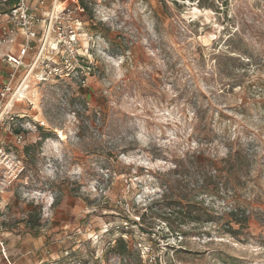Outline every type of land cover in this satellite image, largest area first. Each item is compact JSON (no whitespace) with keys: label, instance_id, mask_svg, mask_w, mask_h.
I'll return each mask as SVG.
<instances>
[{"label":"rangeland","instance_id":"rangeland-1","mask_svg":"<svg viewBox=\"0 0 264 264\" xmlns=\"http://www.w3.org/2000/svg\"><path fill=\"white\" fill-rule=\"evenodd\" d=\"M79 4L86 74L32 76L0 120V240L30 264H264V0Z\"/></svg>","mask_w":264,"mask_h":264},{"label":"built area","instance_id":"built-area-1","mask_svg":"<svg viewBox=\"0 0 264 264\" xmlns=\"http://www.w3.org/2000/svg\"><path fill=\"white\" fill-rule=\"evenodd\" d=\"M11 0H2L9 3ZM8 9L0 10V48H11L19 35L24 45L19 56L1 55L5 62L12 64L14 71L10 79L0 89V120H14L11 113L15 103L27 90L30 78L41 81L52 77H65L73 74H86V59L78 48L82 22L79 16L84 8L79 0H70L71 6H63L60 0H14ZM50 5L49 10L46 9ZM74 14H76L74 16ZM44 24L41 43L38 49L34 41L38 38V26ZM35 53L23 79L16 83V75L23 66L24 58ZM19 140L22 136H18ZM1 250L7 254L4 240H0Z\"/></svg>","mask_w":264,"mask_h":264},{"label":"crops","instance_id":"crops-1","mask_svg":"<svg viewBox=\"0 0 264 264\" xmlns=\"http://www.w3.org/2000/svg\"><path fill=\"white\" fill-rule=\"evenodd\" d=\"M36 1L37 0H33V3L35 4ZM14 3H15L14 0H11L9 3H2V0H0V10L8 9ZM49 8H50V5H48L46 9L49 10ZM0 27H1V25H0ZM44 27H45L44 24H41L38 26L39 35H38V38L34 41V44L36 45L37 49L41 43L40 39H41ZM23 45H24V39L21 35H19L18 38L16 39L14 45L11 48H9V47L0 48V89L5 83H7L9 81L10 74L14 71V67L12 66V64L5 62L2 59L1 55L9 53L13 56H19L20 50L23 47ZM34 56H35V53H30L29 55H27L24 58L23 66L17 72L16 78H15L17 80L16 83L17 82L19 83V81L21 79H23V77L26 74L27 67L32 62ZM14 108H16V106H14ZM2 230H3V224H2L1 219H0V235L1 236L4 234V233L3 234L1 233ZM6 251H7V254L4 255L2 253L1 245H0V264H30L29 260L27 258H25V256L14 258L12 255V252H10V249L8 248V246H6ZM36 264H39V262Z\"/></svg>","mask_w":264,"mask_h":264},{"label":"trees","instance_id":"trees-1","mask_svg":"<svg viewBox=\"0 0 264 264\" xmlns=\"http://www.w3.org/2000/svg\"><path fill=\"white\" fill-rule=\"evenodd\" d=\"M239 160V159H236ZM211 164H214L213 161H210ZM234 169V167L232 166V170ZM231 218L232 221H234L236 224L240 225V226H245L249 223L250 220V216L247 214V210L246 209H242L241 207H234L231 210ZM263 217H264V212H263ZM264 222V218L262 220ZM120 253H124V251H121Z\"/></svg>","mask_w":264,"mask_h":264}]
</instances>
